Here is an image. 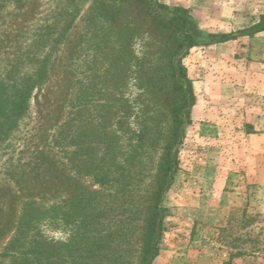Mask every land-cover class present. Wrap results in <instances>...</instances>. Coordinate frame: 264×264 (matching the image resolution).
<instances>
[{
	"label": "rangeland",
	"instance_id": "obj_1",
	"mask_svg": "<svg viewBox=\"0 0 264 264\" xmlns=\"http://www.w3.org/2000/svg\"><path fill=\"white\" fill-rule=\"evenodd\" d=\"M158 1L189 10L206 33H236L264 15V0ZM92 2L0 0V210L3 223L10 220L12 227L23 198L44 196L47 215L38 230L46 241L65 244L70 232L53 208L75 187L100 190L107 217L98 228L119 237L87 261L140 264L145 207L161 151L130 178L113 167L104 187L87 173L104 154L102 142L91 139L93 125L104 119L113 131L116 98L123 106L140 94L125 75L119 87L110 83L111 68L100 63L93 46ZM183 64L194 105L191 124L175 147L173 180L161 199L164 218L152 264H264V32L194 47ZM22 96L24 103L10 116ZM121 144L128 149L126 139ZM10 236L9 230L0 233V252ZM84 257L61 250L51 261L76 264ZM0 264L17 263L0 254Z\"/></svg>",
	"mask_w": 264,
	"mask_h": 264
},
{
	"label": "trees",
	"instance_id": "obj_2",
	"mask_svg": "<svg viewBox=\"0 0 264 264\" xmlns=\"http://www.w3.org/2000/svg\"><path fill=\"white\" fill-rule=\"evenodd\" d=\"M89 13L95 35L93 46L102 59L100 63L111 68L107 71L112 77L110 83L119 87L122 83L120 76L125 75L126 82L135 83L140 94L135 100H126L123 106L120 98H116L111 106L113 131L111 122L109 124L104 119L93 125L91 139L102 142L104 154L99 164L88 169L87 173L93 176L95 183L104 187L111 183L113 167L122 178H130L135 173L132 170L143 171L148 157L151 159L152 153L161 151L154 167L157 174L152 198L145 207L141 246L140 264H152L158 254L164 218L161 199L173 180L178 164L175 147L179 144L183 127L191 124L190 111L194 105L191 80L183 59L194 47L222 44L264 32V15L257 23L236 33L215 34L200 30L189 10L170 7L158 0H93ZM22 103L23 96L11 107L10 116L17 113ZM138 103L140 107L135 108ZM134 109L136 116L131 123L129 117ZM125 139L128 149L124 151L121 141ZM119 156H123L122 166L117 167ZM118 180L112 177V182ZM77 188L67 191L69 197L63 198L52 210L58 219L61 215V223L69 229L65 244L44 239L38 230V224H42L47 215L41 206L44 196L34 199L30 194L21 200L19 216L12 227L8 226L10 220L3 223L4 210H0V233L8 230L11 233L0 254L9 256L17 264H57L51 259L61 250L70 257L77 251L85 257L76 264H93V260L88 262L87 258L101 253L119 235L106 234L98 228L107 217L103 192L87 186ZM124 189L117 191L126 193ZM18 191L21 194V190ZM16 197L18 195L13 196ZM110 197L115 200L116 192ZM137 212H141L140 208Z\"/></svg>",
	"mask_w": 264,
	"mask_h": 264
},
{
	"label": "crops",
	"instance_id": "obj_3",
	"mask_svg": "<svg viewBox=\"0 0 264 264\" xmlns=\"http://www.w3.org/2000/svg\"><path fill=\"white\" fill-rule=\"evenodd\" d=\"M231 42H233V41H229V42H226V43H222V44H227V43H231Z\"/></svg>",
	"mask_w": 264,
	"mask_h": 264
}]
</instances>
